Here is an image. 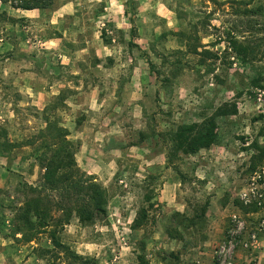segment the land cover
I'll list each match as a JSON object with an SVG mask.
<instances>
[{
    "label": "rangeland",
    "instance_id": "1",
    "mask_svg": "<svg viewBox=\"0 0 264 264\" xmlns=\"http://www.w3.org/2000/svg\"><path fill=\"white\" fill-rule=\"evenodd\" d=\"M24 1L0 0L6 264H82L48 235L26 242L15 231L18 209L31 198L26 186L43 183L40 134L53 122L69 130L79 167L108 198L93 223L72 219L64 244L98 264H208L212 186L199 170L210 164L218 183L235 174L223 199L230 215L249 222L254 208L240 194L264 167V0H48L47 9L20 18ZM233 39L246 53L231 48ZM212 118L213 161L200 151L170 162L177 129ZM225 237L211 248L214 264ZM258 241L239 243L233 264Z\"/></svg>",
    "mask_w": 264,
    "mask_h": 264
},
{
    "label": "trees",
    "instance_id": "2",
    "mask_svg": "<svg viewBox=\"0 0 264 264\" xmlns=\"http://www.w3.org/2000/svg\"><path fill=\"white\" fill-rule=\"evenodd\" d=\"M48 0H25L17 9H47ZM135 28L132 34L135 36ZM231 48L238 54L246 53V47L233 39ZM245 51V52H243ZM211 55L210 51H205ZM212 56V55H211ZM70 132L53 122L40 134L41 146L38 161L44 170L40 186H26L31 198L18 209L15 217V231L26 242H32L42 235H48L55 248L66 252L82 264H98L92 259L78 255L61 241V233L74 217L83 224L93 223L99 215L107 213L106 190L96 178L82 171L76 161L77 147L69 139ZM217 124L212 118L202 123L180 126L173 137V146L168 159L171 162L178 154L194 155L210 149L217 143ZM147 219V212L139 217L140 227ZM140 263H146L139 256Z\"/></svg>",
    "mask_w": 264,
    "mask_h": 264
},
{
    "label": "crops",
    "instance_id": "3",
    "mask_svg": "<svg viewBox=\"0 0 264 264\" xmlns=\"http://www.w3.org/2000/svg\"><path fill=\"white\" fill-rule=\"evenodd\" d=\"M18 12L21 13L20 18H30V14L33 13V11L36 10H23V9H16ZM215 149L211 148L209 150H203L201 153L206 154V159L209 161H213ZM210 155L213 157L210 158ZM77 161L79 162V154L76 155ZM238 161V160H237ZM236 161V162H237ZM239 162V161H238ZM205 169V170H204ZM204 169H200L198 176L202 178L203 180H207V183L212 186V190L210 192H207L209 198V206L206 213V220L209 225L208 229V239L206 242L207 246H210L211 248L216 244L217 240L220 242L224 239L226 235V231L228 230L231 219H230V208L231 204L226 201H224V192L225 186L229 185V181L231 180V177L235 174H232V176L229 178V181L223 177V181L218 183L217 177H214V174L216 170L212 168V166L206 167ZM227 184L223 186L225 183ZM218 184L220 187H214V184ZM183 207V208H182ZM184 206L181 205L178 207V212H184ZM236 208V207H235ZM232 213V212H231ZM244 213V212H243ZM264 214L261 211H258L256 209L252 210L251 212L245 213V216L248 218L249 223L251 225L256 224L260 216ZM7 239H11L9 237H0V244L4 245L7 242ZM208 250L207 256V263L208 264H214V255H213V248L212 250ZM5 250L0 249V264H6L5 260ZM237 261L240 264H264V233L261 234L259 241L257 243V246L252 251H245L240 250L237 253Z\"/></svg>",
    "mask_w": 264,
    "mask_h": 264
},
{
    "label": "built area",
    "instance_id": "4",
    "mask_svg": "<svg viewBox=\"0 0 264 264\" xmlns=\"http://www.w3.org/2000/svg\"><path fill=\"white\" fill-rule=\"evenodd\" d=\"M245 207L264 210V167L253 173L249 184L240 194ZM249 222L239 213L231 215V225L226 232L223 243L216 251L219 264H233L236 247L239 243L245 248L253 246L264 233V214L249 230ZM248 235L245 239L244 235Z\"/></svg>",
    "mask_w": 264,
    "mask_h": 264
}]
</instances>
